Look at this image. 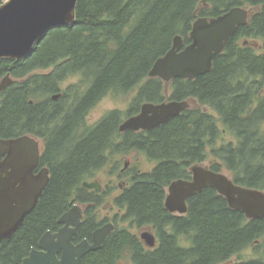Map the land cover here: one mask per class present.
I'll list each match as a JSON object with an SVG mask.
<instances>
[{
  "label": "trees",
  "instance_id": "obj_1",
  "mask_svg": "<svg viewBox=\"0 0 264 264\" xmlns=\"http://www.w3.org/2000/svg\"><path fill=\"white\" fill-rule=\"evenodd\" d=\"M236 7L261 11L230 40L210 73L169 86L149 78L177 36L184 47L191 44L197 18ZM251 36L264 39V0H79L75 25L51 30L25 59L0 60V84L8 75L15 80L0 97V138L42 141L41 162L51 171L34 212L2 243L0 264H22L46 233L59 229L72 203L85 209L75 241L90 240L98 228L96 208L105 200L83 184L131 152L158 165L133 173L116 204L126 209V221L154 229L158 248L146 249L137 235L118 229L81 264H119L125 256L134 264H264V219L250 221L230 209L215 189L190 198L186 217L165 207L171 183L191 180V168L206 162L236 184L264 192V54L239 44ZM72 78H80L79 84L63 90ZM134 91L128 113L113 111L88 126L101 100ZM59 93L63 97L53 101ZM170 101L196 105L151 131L120 132L143 104ZM249 249L252 258L231 263Z\"/></svg>",
  "mask_w": 264,
  "mask_h": 264
},
{
  "label": "water",
  "instance_id": "obj_2",
  "mask_svg": "<svg viewBox=\"0 0 264 264\" xmlns=\"http://www.w3.org/2000/svg\"><path fill=\"white\" fill-rule=\"evenodd\" d=\"M1 1V0H0ZM79 0H7L0 5V60L20 61L30 56L44 37L56 28L77 23ZM246 8H232L215 18H197L190 34L191 44L177 36L173 48L156 61L151 79L170 83L176 79L193 81L210 73L214 60L224 53L230 40L248 24ZM15 80L8 75L0 84L2 92ZM61 95H55L57 101ZM189 101L162 104L145 103L141 112L125 120L120 132H148L169 123L189 110ZM41 158L40 143L31 136L0 138V247L11 240L34 212L50 183L49 170L36 174ZM191 180H176L167 189L166 210L171 214H188V200L206 188L215 189L230 209L244 213L250 221L264 219V192L236 184L229 176L203 164L191 168ZM89 190L101 192L99 182H85ZM83 210L75 205L60 220L63 227L46 233L39 249L33 250L22 264H81L88 254L100 250L114 226L108 224L87 240L75 245L74 238L82 224ZM150 249L157 246L151 232L141 234Z\"/></svg>",
  "mask_w": 264,
  "mask_h": 264
},
{
  "label": "flooded vegetation",
  "instance_id": "obj_3",
  "mask_svg": "<svg viewBox=\"0 0 264 264\" xmlns=\"http://www.w3.org/2000/svg\"><path fill=\"white\" fill-rule=\"evenodd\" d=\"M248 11H249V19H248V24L246 26L249 25V23L251 22L252 18L256 15V14H259L261 9L260 8H246ZM244 27V26H243ZM241 27L240 30L237 32V34L241 31V29L243 28ZM236 34V35H237ZM240 46L244 47V48H250L252 49L255 53L257 54H264V39L261 38V37H258V36H251L250 38L248 37H243L240 39V42H239ZM173 82V81H172ZM172 82L170 83H166L167 86H169ZM61 96L59 97V99H61L63 97V93H59ZM58 95V94H57ZM54 96H52V99H53ZM58 99V100H59ZM57 100V101H58ZM55 101V100H53ZM55 101V102H57ZM144 105V104H143ZM142 105V106H143ZM142 108V107H141ZM141 112V110H140ZM139 112V113H140ZM138 115V114H137ZM136 116V115H135ZM127 120V119H126ZM122 125V124H121ZM120 125V126H121ZM120 130V129H119ZM143 132V131H141ZM126 133V132H125ZM135 133H140V132H135ZM37 140V139H36ZM39 141L40 143V148H41V158H40V162H39V165H38V168L36 169V174H39L42 170L46 169V170H49L50 174H51V171H50V167L48 164H44L41 162L42 160V157H43V152L45 150V144L40 141V140H37ZM137 155V154H140L138 152H131L130 154H128L127 156H124L125 159L129 157V155ZM123 162V161H122ZM136 163H134L132 161V158H129V160H127L125 163H124V166L123 168L119 169V167L122 166V163H117V164H108L106 165L102 170L101 172H107V173H110V179H108L105 183L103 182H100L98 179H94L92 180L91 182H94V181H97L101 184L102 186V190L101 192H97L96 190H90V191H94L96 192L97 194H99L100 196L103 197V199L105 200V203L104 205L106 204V202H109L110 203V209L107 211V216L105 217V219H101L100 220V210L101 208H96V214L98 216V228L96 229V231L108 224H112L114 226L113 228V231L109 234V236L107 237V240L109 239V237L114 234L118 229H122L120 228L121 226V223L125 222L124 224H128L131 226V229L129 230L130 232H132L134 234V231H137V230H144L143 232L140 233V235H137L139 237V239L142 241V243L144 244V246L146 247V249H149V250H154V249H150L148 248L144 241L141 239V234L144 233V232H151L155 235L156 237V241H157V246L156 248H158V245H159V239L156 235V232L154 231L153 228L151 227H145V228H139L137 227L136 225H133L131 224L130 222L126 221L125 220V215H126V209L122 208V207H119L116 202L117 200L124 194V192L130 187L131 183L130 182H127L125 176L128 175L129 172H133L134 175L138 172H141L140 170H137V167H136ZM133 175V177H134ZM192 178V176H191ZM89 190V189H88ZM75 205H79V204H74L72 203V208L75 206ZM103 205V206H104ZM82 210H83V218H82V222L84 220V217H85V209L79 205ZM71 208V209H72ZM70 209V210H71ZM117 209V212L115 211ZM69 210V211H70ZM68 211V212H69ZM67 212V213H68ZM189 212V211H188ZM174 216H177V217H186V215H179V214H172ZM82 225V224H81ZM63 227V225L60 224V227L57 231H55L54 233H57L61 228ZM81 227V226H80ZM80 229V228H79ZM127 230V229H126ZM79 231V230H78ZM95 231V232H96ZM94 232V233H95ZM94 233L92 234V238L90 240L88 239H85L87 240L90 244L93 243V235ZM136 235V234H135ZM77 236V235H76ZM76 238V237H75ZM75 238H74V244L77 245L81 242H77L75 241ZM106 240V242H107ZM105 242V243H106ZM186 242L184 243V245L186 246ZM155 248V249H156Z\"/></svg>",
  "mask_w": 264,
  "mask_h": 264
},
{
  "label": "rangeland",
  "instance_id": "obj_4",
  "mask_svg": "<svg viewBox=\"0 0 264 264\" xmlns=\"http://www.w3.org/2000/svg\"><path fill=\"white\" fill-rule=\"evenodd\" d=\"M7 0H1V5L6 2ZM80 82V78H72L70 79L65 85H63L62 89L66 90L68 87L73 86V85H77ZM139 88L136 89V91L138 92ZM134 91L130 94H126V95H114L111 94L109 96H107L106 98H104L103 100H101L89 113L88 118H87V123L88 126L93 127L95 125H97L105 116H107L110 112L113 111H120L123 113H128L129 111V107L132 103V101L134 100L135 96L137 95V92ZM264 93V91H263ZM192 104L196 105L195 102H192ZM207 111V108L205 109ZM232 140L231 138H227V141ZM129 158H132V161L134 163H136V167L137 170H140L142 172H152L158 165L157 162H149V160L146 158L145 155L143 154H137V155H129L128 158L125 159V157H122V166L119 167V169L123 168L124 163L129 160ZM113 165V164H112ZM205 167H209V162H206L203 164ZM222 173L226 174L227 176L230 177V174L226 171H223ZM133 174V172H129L127 176H125L127 182H131V178L130 176ZM110 173H105V172H100L96 179H98L100 182L105 183L108 179H110ZM231 178V177H230ZM106 180V181H105ZM110 209V203L106 202V204L104 206L101 207L100 210V220L105 219V217L107 216V211ZM117 212V209L115 210ZM125 222L121 223V227L122 229H131V226L128 224H124ZM144 230H137L134 231V234L136 235H140L141 232H143ZM187 245V244H186ZM254 256V250L253 249H249L248 251H246L242 257H236L234 258L231 263H235L238 260L241 259H249L252 258ZM119 264H134L132 259L130 258V256H125L123 257Z\"/></svg>",
  "mask_w": 264,
  "mask_h": 264
}]
</instances>
